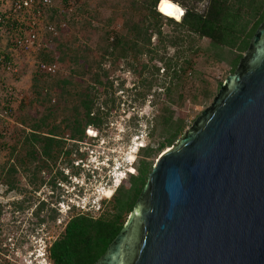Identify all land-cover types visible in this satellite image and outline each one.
<instances>
[{
	"label": "trees",
	"instance_id": "obj_1",
	"mask_svg": "<svg viewBox=\"0 0 264 264\" xmlns=\"http://www.w3.org/2000/svg\"><path fill=\"white\" fill-rule=\"evenodd\" d=\"M162 1L130 0L122 12L116 13L123 19L119 30L97 27L94 48L82 46L76 50L61 43V49L66 51L64 60L72 66L69 78L47 73L34 78L35 103L45 112L31 124L32 133L25 144L31 148L32 155L38 156L37 173L49 170L50 159L71 156L86 139L94 141L95 138L87 136L89 128L104 130L110 111L104 112L102 108H114L116 103L114 93L110 92L114 88L110 74L115 67L121 65L137 77L136 86L141 88L138 96L143 100L153 91L165 97L158 114L149 122L152 141L140 149L136 172L128 174L130 186L125 183L119 186L113 196L112 211L107 214L94 216L92 212L70 210L64 232L49 250L53 264L99 261L126 224V214L133 212L153 171L154 158L172 147L201 115L194 122L177 115V109L187 100L188 77L194 79L200 74L194 70L195 59L203 51L217 62L227 63L230 74H234L242 64L247 65L253 38L264 23V0H170L185 9L181 22L159 11ZM203 3L206 5L202 9ZM205 39L210 41L207 47L201 44ZM47 79L56 93L47 89ZM223 84L220 81L212 88L202 81L203 88L194 87L192 91L195 93L192 103L206 108ZM59 117L61 124H57ZM68 141L73 143L72 150L65 148ZM77 153L83 157L79 150ZM28 161L26 156L18 158L22 166ZM80 167V164L76 166ZM17 171L16 166L9 170L10 190L17 187L13 181ZM60 174L64 182L71 181L64 170ZM52 185L62 190L56 179ZM58 201L64 203L62 197ZM1 212L0 209V217ZM53 212L58 215L57 210Z\"/></svg>",
	"mask_w": 264,
	"mask_h": 264
},
{
	"label": "rangeland",
	"instance_id": "obj_2",
	"mask_svg": "<svg viewBox=\"0 0 264 264\" xmlns=\"http://www.w3.org/2000/svg\"><path fill=\"white\" fill-rule=\"evenodd\" d=\"M129 1L54 0L52 8L45 10L39 26L41 48L28 55L16 53V72L7 78L17 94L13 104V122L7 125L4 122V129H0V264H53L49 250L64 232L71 216L70 208H76L78 212H92L94 216L107 214L112 211L113 197H105V191L112 189L115 195L121 184L130 186L128 174L136 172L140 149L152 141L149 122L158 114L165 97L153 91L145 100L140 98L137 77L121 65L110 74L114 83L110 92L114 93L116 103L114 108H102L104 112L110 111L104 130L89 128L87 131V136L95 138L94 141L86 139L80 143L79 149L72 151L71 156L59 155L54 161L50 159L47 164L49 170L40 173L35 169V158L38 156L32 155L31 148L25 144L32 133L31 124L45 112L40 104L35 103L34 78L43 75L39 64H55L58 66L56 74L69 78L72 66L64 60L63 53L66 51L61 49L60 44L73 46L76 50L82 46L94 48L97 27L119 30L123 19L116 13L122 12ZM205 5L203 3L201 8ZM49 24L57 28L58 35L45 29ZM1 44L2 49L8 48L6 40ZM201 44L207 47L210 41L205 39ZM44 57H47L46 60ZM194 70L200 74L194 79L188 77L185 89L187 100L183 107L177 109V115L189 122H194L215 101L206 108L194 105V87L203 88L202 81H205L216 88L218 82H225L233 75L227 63L217 62L203 51L195 59ZM47 81V89L56 93L51 81ZM60 118L57 124L62 123ZM72 145L68 141L65 148L72 150ZM166 150L154 158V166ZM19 156L28 158L26 166L18 162ZM71 161H74L75 167ZM79 164L81 167L77 169ZM12 166L18 170L13 175L17 186L14 190L9 189L7 180ZM62 170L71 181H63ZM53 179L62 190L52 185ZM61 197L64 203H59ZM53 210H57L58 215ZM130 215L126 214V222Z\"/></svg>",
	"mask_w": 264,
	"mask_h": 264
},
{
	"label": "water",
	"instance_id": "obj_3",
	"mask_svg": "<svg viewBox=\"0 0 264 264\" xmlns=\"http://www.w3.org/2000/svg\"><path fill=\"white\" fill-rule=\"evenodd\" d=\"M96 264H264V23Z\"/></svg>",
	"mask_w": 264,
	"mask_h": 264
},
{
	"label": "built area",
	"instance_id": "obj_4",
	"mask_svg": "<svg viewBox=\"0 0 264 264\" xmlns=\"http://www.w3.org/2000/svg\"><path fill=\"white\" fill-rule=\"evenodd\" d=\"M53 4L54 0H0V129H4V122L6 125L13 122V104L17 94L7 78L16 72V53L28 55L41 48L39 26L45 10L52 8ZM45 29L58 35L52 24ZM4 40L7 49L1 47ZM39 69L50 75L58 72L55 64L40 63Z\"/></svg>",
	"mask_w": 264,
	"mask_h": 264
},
{
	"label": "bare ground",
	"instance_id": "obj_5",
	"mask_svg": "<svg viewBox=\"0 0 264 264\" xmlns=\"http://www.w3.org/2000/svg\"><path fill=\"white\" fill-rule=\"evenodd\" d=\"M160 12L175 21L181 22L184 14L186 13L184 9L179 5L170 0H163L159 7ZM105 197L112 198L114 196V191L112 189L105 191Z\"/></svg>",
	"mask_w": 264,
	"mask_h": 264
},
{
	"label": "clouds",
	"instance_id": "obj_6",
	"mask_svg": "<svg viewBox=\"0 0 264 264\" xmlns=\"http://www.w3.org/2000/svg\"><path fill=\"white\" fill-rule=\"evenodd\" d=\"M73 208V207H72Z\"/></svg>",
	"mask_w": 264,
	"mask_h": 264
}]
</instances>
